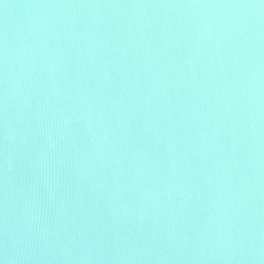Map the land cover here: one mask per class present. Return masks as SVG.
<instances>
[{
  "label": "water",
  "instance_id": "95a60500",
  "mask_svg": "<svg viewBox=\"0 0 264 264\" xmlns=\"http://www.w3.org/2000/svg\"><path fill=\"white\" fill-rule=\"evenodd\" d=\"M0 264H264V0H0Z\"/></svg>",
  "mask_w": 264,
  "mask_h": 264
}]
</instances>
